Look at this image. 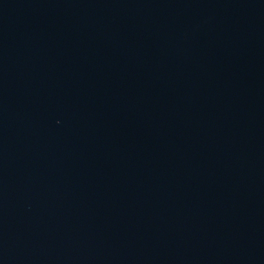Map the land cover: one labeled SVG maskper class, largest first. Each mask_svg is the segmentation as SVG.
Masks as SVG:
<instances>
[{
  "label": "water",
  "instance_id": "water-1",
  "mask_svg": "<svg viewBox=\"0 0 264 264\" xmlns=\"http://www.w3.org/2000/svg\"><path fill=\"white\" fill-rule=\"evenodd\" d=\"M0 264H264V0H0Z\"/></svg>",
  "mask_w": 264,
  "mask_h": 264
}]
</instances>
